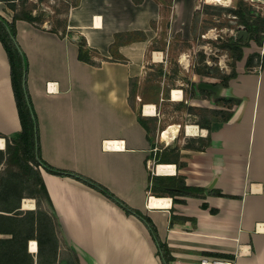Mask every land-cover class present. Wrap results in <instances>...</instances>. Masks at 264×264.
Segmentation results:
<instances>
[{
  "label": "crops",
  "instance_id": "1",
  "mask_svg": "<svg viewBox=\"0 0 264 264\" xmlns=\"http://www.w3.org/2000/svg\"><path fill=\"white\" fill-rule=\"evenodd\" d=\"M204 6L203 0H78L67 16L73 34L64 38L46 24L43 30L17 20L16 38L29 62L27 87L39 121L40 152L52 166L101 183L149 216L171 249L170 264H264V66L247 72V53L238 61V76L228 87L220 84L225 91L215 99L236 97L240 103L228 121L213 124L211 142L202 151L191 147L193 139L208 134L198 125H191L196 133L180 143L175 135L168 145L156 139L151 145L129 104L130 79L142 78L149 61L162 53L153 47L156 39H172L178 31L185 38L203 37L193 21ZM0 15L12 21L13 11L2 1ZM80 35L99 66L79 60L74 40ZM20 129L11 68L0 42V133L10 136ZM112 142L122 148H112ZM167 146L178 147L179 157L157 163ZM0 151H7L3 136ZM4 165L0 162V172ZM159 165L173 170L159 173ZM37 170L61 225L57 258L77 256L80 264H163L137 216L75 178L42 166ZM174 175L184 176L195 190L173 197L149 190L151 176ZM19 189L12 193L14 199L21 197V210H36V200ZM213 189L228 196L209 194ZM152 196L167 198L168 204L151 206ZM26 198L34 200V208L23 206ZM12 214L0 206V264H39L36 225L27 222L16 232Z\"/></svg>",
  "mask_w": 264,
  "mask_h": 264
},
{
  "label": "trees",
  "instance_id": "2",
  "mask_svg": "<svg viewBox=\"0 0 264 264\" xmlns=\"http://www.w3.org/2000/svg\"><path fill=\"white\" fill-rule=\"evenodd\" d=\"M0 1L5 2L7 7L13 11L12 21H8L5 17L0 15V42L3 44V47L7 52L11 68V82L21 123V129L12 133L10 136H5L0 133V136L7 139V151H0V162L5 161L6 165L5 169L0 172V206L3 209H7L9 213H13L9 217L14 221L12 224L16 226V232L18 229L25 228L27 222H31V226L33 227L36 225L38 230L37 240L40 257L39 264H56L58 259H60L62 264H80L77 256L73 257V259L68 256L57 258L59 241L56 231H61V225L55 214L47 187L37 170V167L39 168V166H42L49 173L59 176H69L95 188L102 192L117 206L122 208L126 214L137 216L147 227L153 241L157 245V254L162 263L170 264L174 260V257L171 254V249L166 243L161 241L157 228L149 216L144 214L141 210L130 206L101 183L81 173L52 166L43 160L40 152L39 121L27 87L29 62L16 38V22L17 20H25L39 29L46 30L44 23L48 21L46 18L47 14L44 10L38 9V2H48L49 0H38L37 3H31L29 0H21L19 5L17 4L18 0ZM77 3L78 0L76 2H69L68 0L66 14L64 16H60L61 14L56 12L54 16L50 17V19H53L52 21L54 25L50 27L49 31L57 33L61 38H64L67 35L71 36L73 32L69 31L67 28V16L70 8L77 5ZM35 10L36 12H34ZM225 10L228 13L236 15L238 21L243 24L249 32L247 40L238 37H231L228 41L218 44L220 48H224L230 52L233 70L230 74H221L219 76V82H213V84H223L225 87H228L229 81L238 76L236 63L244 58L245 50L248 46H252V41H254L258 47L264 46V37L262 36V33L264 32V15L261 10L246 0H239L236 7L225 8ZM74 42L79 46V60L96 66L101 64L100 61L93 59V50L88 46L87 40L84 36L80 35L77 40H74ZM204 60L205 55L200 53L198 62L194 64V72L197 75H206L210 73V70L212 69V66L205 64ZM202 62L203 65H201ZM158 66H160V74L167 75L170 80L176 78L178 72L176 68H174L172 72L167 73L163 68V64ZM245 66L248 69L263 67L264 54H261V51L258 50L249 53ZM138 80L139 78L130 79L129 104L137 113L138 121L147 130V137L151 145H154L158 117L145 116L142 114V105L145 103H142L140 107L136 106L134 98L136 96ZM189 88L190 99L199 97L206 98L211 94V92L199 88L197 81L190 80ZM217 100V102H222L224 106L227 105L229 108L240 103V99L236 97L224 96ZM177 103L186 106L188 113L196 117L197 113H194V110H197V108L195 106L187 104L184 100L177 101ZM200 110L203 111L202 118L196 120L195 123L200 128L207 129L208 134L206 137L193 139L191 147L202 151L205 150L211 142L212 124L220 119L224 122L228 121L233 115V111L228 110L227 112H219L218 110H210L207 108H200ZM198 142L200 143L197 144ZM169 151H171L174 157H179L178 147L167 146L160 151L162 157L157 159V163H166V161L169 160L167 157ZM174 163L177 164V162ZM19 188H21V191L23 189L25 190L24 192L28 195L27 197L36 199V210L26 212L21 210V197H17L16 195V198L14 199L12 193L20 190ZM149 190L153 195H157V193L161 192L173 197L175 195H187L185 193L193 191L195 188L187 186L184 176L174 175L151 176ZM202 190L203 189H198V191ZM209 194L228 196L218 189L209 191ZM22 214L23 216L19 217V215L21 216ZM15 235L16 234L14 233V236Z\"/></svg>",
  "mask_w": 264,
  "mask_h": 264
},
{
  "label": "rangeland",
  "instance_id": "3",
  "mask_svg": "<svg viewBox=\"0 0 264 264\" xmlns=\"http://www.w3.org/2000/svg\"><path fill=\"white\" fill-rule=\"evenodd\" d=\"M20 1L21 0L17 1L18 5L20 4ZM76 1L77 0H69V2ZM220 1L221 2L218 0H203V3L205 4L201 11V13L203 12V15H199V17H197V13L195 21H193V29L194 25L195 27L197 25L202 33H204L205 37L197 36L194 33L192 37L185 38L181 33L182 31H178L174 38L156 39L154 46L152 45L153 47L161 50L162 53L156 55L155 62L150 60L148 65H146L147 68H145L143 77L138 80L139 82L136 88V96L134 100L137 107H140L142 103L155 104L158 117L155 139L159 140L162 145H165V142L161 141L162 134L171 124H175L178 127L180 125L179 131L176 134V141H174L176 143H180L185 140L187 134L196 133V127L193 128L191 125H197L195 123L196 120L202 118L203 111H201L200 108L227 112L228 110H232L235 106L233 105L229 108L227 105L224 106L222 102H217L218 100L215 99L217 95H214L213 93L209 94L206 99L201 97L193 99L189 98L190 80L197 81L198 83L219 82V76L221 74H230L233 70L230 52L224 48H220L218 44L228 41L231 37H238L237 32L239 28H245V26L238 21L236 15L228 13L225 10V8L236 7L239 0ZM29 2L37 3L38 0H29ZM67 2L68 0H49L48 2H38V9L44 10L47 14L46 18L50 21L48 23H44V25L46 24L48 27L54 25L52 21L53 19H50V17L54 16L56 12H59L61 14L60 16H64L66 14ZM259 10L264 11V8H259ZM8 12V10L4 12L5 16L9 15ZM34 12H36V10ZM262 36L264 37V32L262 33ZM257 48L258 51L262 50L263 53L261 54H264V46L258 47L254 41H252V46H248L246 48L245 55L247 53L257 51ZM200 53L205 55V64L212 66L210 73L202 76L197 75L194 72V64L198 62ZM152 54V50H149L148 55L152 56ZM182 57L185 58L184 61H182ZM207 59L210 60V64L206 62ZM185 62H188L189 65H187V63L185 64ZM160 64H163V68L167 73L172 72V70L176 68L178 70L176 78L170 80L167 75L160 74V66H158ZM201 65H203V62ZM237 68L238 62L236 63V70ZM245 70L247 72H259L260 67L248 69L245 66ZM171 88L177 89L180 94L182 93L179 100L174 99L173 93L171 94L173 89ZM181 100H184L187 104L197 108V110H194V113H197L196 117L188 113L186 106H182L177 103V101ZM219 122H221V119ZM187 126H191V130L187 129ZM199 143L200 142L197 144ZM167 155L173 156L171 151H169ZM25 205L28 207L32 206L34 208V200H24L23 206L25 207Z\"/></svg>",
  "mask_w": 264,
  "mask_h": 264
},
{
  "label": "bare ground",
  "instance_id": "4",
  "mask_svg": "<svg viewBox=\"0 0 264 264\" xmlns=\"http://www.w3.org/2000/svg\"><path fill=\"white\" fill-rule=\"evenodd\" d=\"M219 2H221L220 0H218ZM222 1H224V0H222ZM185 60V58L184 57H182V61H184ZM173 93V97H174V99H178L179 100V97H180V92L177 90V89H174V91L172 92ZM173 99V100H174ZM144 114H146V115H154V114H156V106H155V104H153V103H147V104H145V107H144ZM189 126H187L186 128L187 129H190V127L188 128ZM194 128V127H193ZM191 130V129H190ZM179 131V127L177 126V125H175V124H171L170 126H168L167 127V129L163 132V134H162V139L163 140H166V141H168V142H170V140L172 139V138H174V136L177 134V132ZM107 144V143H106ZM115 144H116V142H112L111 144H110V146L113 148V147H117L118 146V144H117V146H115ZM119 147V146H118ZM173 170V166L172 165H159L158 166V171H159V173H164V172H170V171H172ZM168 174V173H167ZM151 198V201H150V204H151V206H157V205H163V204H168L167 202H168V200H167V198L166 199H163V198H156V197H154V196H152V197H150ZM28 200V198H26L25 199V201H27ZM25 208H30V206L28 207L27 205H25ZM34 244V246H35V244H36V242L35 243H33ZM35 248H36V246H35ZM204 264H223L222 262H214V263H211V262H203ZM226 264V263H225ZM229 264V263H228Z\"/></svg>",
  "mask_w": 264,
  "mask_h": 264
},
{
  "label": "water",
  "instance_id": "5",
  "mask_svg": "<svg viewBox=\"0 0 264 264\" xmlns=\"http://www.w3.org/2000/svg\"><path fill=\"white\" fill-rule=\"evenodd\" d=\"M254 1H257V0H254ZM237 35H238V38H243L244 40H247L249 36V32L246 28L240 27L237 32ZM198 87L201 89L207 90L217 96H223L224 91H225V88L223 87V85L213 84L209 82H199Z\"/></svg>",
  "mask_w": 264,
  "mask_h": 264
},
{
  "label": "built area",
  "instance_id": "6",
  "mask_svg": "<svg viewBox=\"0 0 264 264\" xmlns=\"http://www.w3.org/2000/svg\"><path fill=\"white\" fill-rule=\"evenodd\" d=\"M246 1H249L252 5H254V6H258L259 8H264V2H263V0H257V1H254V0H246ZM214 3H216V2H214ZM256 6V7H257ZM257 7V8H258ZM258 8V9H259ZM262 14L264 15V11H262ZM205 35L203 34V37H204ZM216 37V36H215ZM263 53V52H262ZM206 62L207 63H209L210 64V60L209 59H207L206 60ZM181 95H182V93H181ZM144 107H145V104L143 105V112H144ZM157 114V113H156ZM156 114H154V115H156ZM171 140H173V138L171 139ZM164 142H165V144L166 145H168L170 142H168V141H166V140H163ZM120 144V143H119ZM121 145V144H120ZM114 148V147H113ZM115 148H117V149H121L122 147L121 146H119V147H115ZM158 148L156 147L154 150L156 151ZM223 263V262H222ZM223 264H225V263H223Z\"/></svg>",
  "mask_w": 264,
  "mask_h": 264
},
{
  "label": "flooded vegetation",
  "instance_id": "7",
  "mask_svg": "<svg viewBox=\"0 0 264 264\" xmlns=\"http://www.w3.org/2000/svg\"><path fill=\"white\" fill-rule=\"evenodd\" d=\"M213 96V95H212Z\"/></svg>",
  "mask_w": 264,
  "mask_h": 264
}]
</instances>
